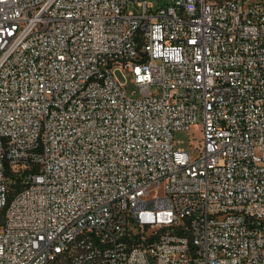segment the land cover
Here are the masks:
<instances>
[{"label":"built area","instance_id":"1","mask_svg":"<svg viewBox=\"0 0 264 264\" xmlns=\"http://www.w3.org/2000/svg\"><path fill=\"white\" fill-rule=\"evenodd\" d=\"M156 1L0 0V264H264V0Z\"/></svg>","mask_w":264,"mask_h":264},{"label":"rangeland","instance_id":"2","mask_svg":"<svg viewBox=\"0 0 264 264\" xmlns=\"http://www.w3.org/2000/svg\"><path fill=\"white\" fill-rule=\"evenodd\" d=\"M154 5L157 4L156 0H149ZM162 3H169V0H161ZM126 74V73H125ZM121 82L124 80L119 76ZM126 83L123 86V91L127 96H130L132 92L137 96L135 92V87L129 83V76L126 74ZM152 91L155 93V96H160L161 90L159 88H152ZM201 138L200 126L194 125L191 126L188 130L185 131H177L173 134V147L174 149H181L190 152V155L193 158L197 156L196 147L199 144V140Z\"/></svg>","mask_w":264,"mask_h":264},{"label":"trees","instance_id":"3","mask_svg":"<svg viewBox=\"0 0 264 264\" xmlns=\"http://www.w3.org/2000/svg\"><path fill=\"white\" fill-rule=\"evenodd\" d=\"M53 264H59V263L56 262V263H53Z\"/></svg>","mask_w":264,"mask_h":264}]
</instances>
